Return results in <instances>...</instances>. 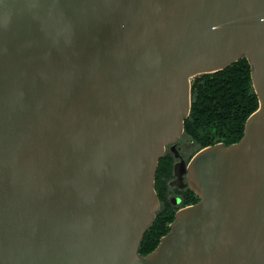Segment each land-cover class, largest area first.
Instances as JSON below:
<instances>
[{
	"label": "water",
	"instance_id": "1",
	"mask_svg": "<svg viewBox=\"0 0 264 264\" xmlns=\"http://www.w3.org/2000/svg\"><path fill=\"white\" fill-rule=\"evenodd\" d=\"M242 58L258 108L142 256L191 79ZM0 264H264V0H0Z\"/></svg>",
	"mask_w": 264,
	"mask_h": 264
},
{
	"label": "trees",
	"instance_id": "2",
	"mask_svg": "<svg viewBox=\"0 0 264 264\" xmlns=\"http://www.w3.org/2000/svg\"><path fill=\"white\" fill-rule=\"evenodd\" d=\"M190 93L191 106L184 121L183 135L197 145L195 153L216 143L228 146L238 142L243 136L246 119L258 108L250 67L245 58L217 72L195 76L191 79ZM172 163L173 158L167 153L158 162L155 191L160 209L140 243L139 253L142 256L151 253L161 237L169 232L178 208L169 200L172 194L167 180L172 176ZM198 200L190 192L185 204Z\"/></svg>",
	"mask_w": 264,
	"mask_h": 264
},
{
	"label": "flooded vegetation",
	"instance_id": "3",
	"mask_svg": "<svg viewBox=\"0 0 264 264\" xmlns=\"http://www.w3.org/2000/svg\"><path fill=\"white\" fill-rule=\"evenodd\" d=\"M183 136V134L181 135V137ZM181 137L174 143V144H169L166 146L165 149V153L169 154L172 156L173 158V163H172V176L171 178H169L167 180V185L169 187V190L171 192V196L169 198L170 202L174 205L177 206V210L185 207V206H189L187 204H185V201L187 200L188 194L190 192H192L189 189V186L187 185V178L186 175L187 174H183L182 175V179L178 182H175L172 184V182L175 179V171H174V166L176 163L179 162H184L185 164H188L189 160L192 158V156L195 154H193L191 157L187 158V151L185 149V142H183V145H181L180 143H178V141H180ZM188 143H193V141L188 138ZM160 203V202H159ZM194 204V203H193ZM176 210V211H177Z\"/></svg>",
	"mask_w": 264,
	"mask_h": 264
},
{
	"label": "rangeland",
	"instance_id": "4",
	"mask_svg": "<svg viewBox=\"0 0 264 264\" xmlns=\"http://www.w3.org/2000/svg\"><path fill=\"white\" fill-rule=\"evenodd\" d=\"M183 142H185V145H183ZM188 137H185L184 135L181 137L180 141H178V143H180L181 145L185 146V149L187 151V158L191 157L195 151L197 150V145L194 143H188Z\"/></svg>",
	"mask_w": 264,
	"mask_h": 264
}]
</instances>
